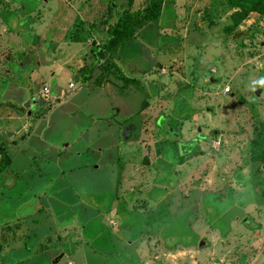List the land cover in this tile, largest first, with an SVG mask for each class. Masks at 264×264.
<instances>
[{
  "label": "rangeland",
  "instance_id": "374dc122",
  "mask_svg": "<svg viewBox=\"0 0 264 264\" xmlns=\"http://www.w3.org/2000/svg\"><path fill=\"white\" fill-rule=\"evenodd\" d=\"M62 1L99 29L128 8L0 0V148L9 152L0 264L32 254L24 214L62 237L65 256L48 264H264V164L249 149L264 121V16L251 13L227 33L228 0H163L143 27L153 44L136 29L131 54L117 48L89 69L101 36L84 31L77 42L74 9L56 10ZM90 71L87 87L79 78ZM46 88L65 96L51 105Z\"/></svg>",
  "mask_w": 264,
  "mask_h": 264
},
{
  "label": "trees",
  "instance_id": "16d2710c",
  "mask_svg": "<svg viewBox=\"0 0 264 264\" xmlns=\"http://www.w3.org/2000/svg\"><path fill=\"white\" fill-rule=\"evenodd\" d=\"M35 4V3H32ZM127 9L123 10L119 15H116L114 19H111L108 23L106 32L99 33L101 44L95 50L91 51V55L95 57L94 61L89 65V69L96 67L100 64L104 57V54H110L112 50L127 49L131 54L132 48L127 45L131 39L135 36L136 29H143L140 33L143 35H137L138 37H145L144 35L150 31L144 29V24L149 21H157L161 14V7L163 0H150L148 5L137 11H131V0H125ZM228 4L235 10L230 15L231 25L226 27L227 33L236 31V28L249 16L251 13H256L264 16V0H228ZM124 7V5H123ZM30 19V18H29ZM26 23V22H25ZM27 24V23H26ZM151 26V25H149ZM148 26V29L151 27ZM152 32H150L151 34ZM155 33L147 35L146 40H143L145 44L155 42ZM148 42V43H146ZM134 52H140L139 47L136 46ZM93 53V54H92ZM112 56V53L110 54ZM149 64V63H148ZM87 79L92 76V71L84 75ZM130 81V79H124ZM22 105V103H21ZM19 105L16 111L19 115L24 114L23 107ZM22 107V108H21ZM250 159L253 163L264 164V121L260 123L258 137L250 142ZM9 166L8 152L3 147L0 148V174ZM264 176V175H263ZM264 180V177H263ZM261 196L264 197V189L261 192Z\"/></svg>",
  "mask_w": 264,
  "mask_h": 264
},
{
  "label": "crops",
  "instance_id": "0c3cea01",
  "mask_svg": "<svg viewBox=\"0 0 264 264\" xmlns=\"http://www.w3.org/2000/svg\"><path fill=\"white\" fill-rule=\"evenodd\" d=\"M84 1H87V0H83V2ZM70 2V5H67V4H65V3H63V1H62V3H60L59 5H58V7H57V9L56 10H58V9H66L67 10V12L65 13V14H67V16H69V14H71L69 11H68V8H72V10L74 11L73 13H72V16L74 17V22H73V24H74V30H75V34H77L78 36L75 38V40L77 41V40H79V39H81V41H80V43L82 42V33H84V31H88L89 33H93L92 31H94V30H97V32L98 33H104V32H106V30H107V25L108 24H106V26L105 27H102V29H99V28H101V27H99L98 28V26H96L95 24H94V22L95 21H93V19L94 20H96V17L94 16V17H92V19H91V21H89V23H88V19L86 18V17H82L80 14H79V16H81V18L82 19H80L79 18V16H78V13L79 12H77L76 10H78L77 9V7L76 6H73V3L71 2V1H69ZM82 2V3H83ZM80 3V2H79ZM84 16V15H83ZM90 16V15H89ZM76 17V18H75ZM64 19V18H63ZM63 19H62V22H61V24L59 25V26H62V28H65V27H63ZM99 23V22H98ZM59 24V23H58ZM100 24V23H99ZM66 28H68V27H66ZM79 34H80V36H79ZM78 38V39H77ZM94 39V38H93ZM78 42V41H77ZM75 43V41L73 42L72 41V43H70V44H74ZM98 44V43H97ZM137 46V45H136ZM61 49V48H60ZM74 58V57H73ZM72 58V59H73ZM75 59V58H74ZM128 60H131V58H129ZM71 61V60H70ZM69 61V62H70ZM69 62H67V63H69ZM80 64H81V62H79ZM79 63H76V66L74 67V64H72L73 65V67H71V68H68L69 69V71H70V73H71V75H73L72 74V71H74V73L75 72H78L79 71V69H80V67H79ZM101 63V62H100ZM86 79V78H85ZM84 79V76H83V78H79V81H83V85H85V86H89V84H90V80H92V81H94L93 79L94 78H92V76H90V77H88L86 80ZM70 85L71 84H69L68 85V87H70ZM74 86H75V84L72 86V87H70V89H73L74 88ZM48 89V88H47ZM42 91V90H41ZM41 91H40V93H41ZM63 91H62V89H59L58 91H57V93H53V94H51V92H50V97H49V99L51 100V105H54V101L55 100H59L60 98H62V97H64L63 96ZM37 96V95H36ZM38 99L36 98L35 100H34V103L32 104V105H30L31 106V108L30 109H32V111H34V108H35V105H36V101H37ZM48 100V99H47ZM27 103V102H26ZM41 103H42V101H41ZM23 104H25V103H23ZM22 104V107L24 106ZM59 104H61V103H59ZM43 107H45V106H43ZM57 107V106H56ZM23 108H25V106L23 107ZM47 109V108H46ZM53 109V108H52ZM38 111V110H37ZM49 112H51V111H45V110H43V114L42 115H46L47 113H49ZM145 113V110H141L140 111V114H144ZM31 115V113L29 112L28 113V115ZM30 115L28 116V117H30ZM42 115H38L37 116V118H38V120L39 119H41L40 117H42ZM8 116H10V115H8ZM7 116V117H8ZM6 117V118H7ZM44 117V116H43ZM13 118V117H12ZM37 120V121H38ZM25 126V125H24ZM47 126V125H46ZM31 127H32V125H31ZM30 127V128H31ZM91 127V128H90ZM89 128L90 129H93L92 128V126H90ZM25 127H23L22 126V129H24ZM26 129H27V127H26ZM43 129V128H42ZM103 149L102 148H99L98 149V153L101 155L102 153H103V151H102ZM7 152H8V150H6ZM8 154H9V152H8ZM78 157H80V154H78ZM71 160V159H70ZM95 169H98V167L97 168H95ZM31 219V222H33V224L30 226V227H27V223H28V220H30ZM38 220H40V218H38V219H32V218H28L27 217V215L26 214H24V215H22V240L25 238V242L26 241H30L31 242V244H30V248H32L31 249V255H30V258H29V260H28V262H24V263H26V264H31V263H33V264H39V263H41V262H45L46 261V263L45 264H48V262H49V258L51 257V255H53V253H56V254H59V253H61V255H60V257H64L65 256V253L63 252V251H65L66 252V250L65 249H63V248H59V243H60V241L62 240V237H60V236H58V235H56V233L57 232H54V233H46V232H44V231H42L41 232V230H42V227H43V224H41V223H39L40 224V226H36L35 225V223H36V221H38ZM30 222V221H29ZM44 226H46V225H44ZM37 227V228H36ZM40 232L42 233V234H40ZM4 234V233H3ZM4 236V235H3ZM74 240V238L73 239H71V242H74L73 241ZM0 241H2V242H5L6 241V238H5V236L2 238V240L0 239ZM128 245H130V243L128 244ZM1 246V245H0ZM23 246V245H22ZM130 247H131V245H130ZM23 248H26V245L25 246H23ZM4 249V247H1V250H3ZM67 249V248H66ZM60 260H57L56 262L54 261V262H52L51 264H57L58 262H59ZM69 263V262H68ZM67 263V264H68Z\"/></svg>",
  "mask_w": 264,
  "mask_h": 264
},
{
  "label": "built area",
  "instance_id": "2783aa9c",
  "mask_svg": "<svg viewBox=\"0 0 264 264\" xmlns=\"http://www.w3.org/2000/svg\"><path fill=\"white\" fill-rule=\"evenodd\" d=\"M70 87H72V84L70 85ZM229 87H227L225 90H224V92L225 93H228L229 92ZM41 98H44V99H47L49 96H50V92H49V89H43L42 91H41ZM68 264H72L71 262H69Z\"/></svg>",
  "mask_w": 264,
  "mask_h": 264
},
{
  "label": "water",
  "instance_id": "95a60500",
  "mask_svg": "<svg viewBox=\"0 0 264 264\" xmlns=\"http://www.w3.org/2000/svg\"><path fill=\"white\" fill-rule=\"evenodd\" d=\"M256 94H257V96H259V94H260V90H258L257 92H256ZM213 134L211 133L210 134V136H212ZM203 243H202V241H201V244L200 245H202Z\"/></svg>",
  "mask_w": 264,
  "mask_h": 264
},
{
  "label": "clouds",
  "instance_id": "9594fccd",
  "mask_svg": "<svg viewBox=\"0 0 264 264\" xmlns=\"http://www.w3.org/2000/svg\"><path fill=\"white\" fill-rule=\"evenodd\" d=\"M258 83L264 85V78H262L260 81H258Z\"/></svg>",
  "mask_w": 264,
  "mask_h": 264
}]
</instances>
